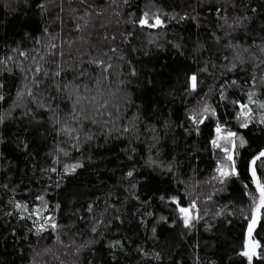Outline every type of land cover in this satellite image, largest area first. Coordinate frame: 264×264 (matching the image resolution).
<instances>
[{
    "label": "trees",
    "instance_id": "1",
    "mask_svg": "<svg viewBox=\"0 0 264 264\" xmlns=\"http://www.w3.org/2000/svg\"><path fill=\"white\" fill-rule=\"evenodd\" d=\"M261 105L264 0H0V264H249Z\"/></svg>",
    "mask_w": 264,
    "mask_h": 264
},
{
    "label": "snow or ice",
    "instance_id": "2",
    "mask_svg": "<svg viewBox=\"0 0 264 264\" xmlns=\"http://www.w3.org/2000/svg\"><path fill=\"white\" fill-rule=\"evenodd\" d=\"M139 23L142 26H149V27H157L158 25L162 24V21L159 19V17L155 18V22L152 24H149L148 21V16L147 13H145V16L143 19H141L139 21ZM100 66H103V62H100ZM110 65L105 67V71L107 70V68H109ZM36 71L38 72L39 69H36ZM57 75H59V73L57 72ZM192 80V87L193 89L196 86V77L193 76L191 78ZM251 100V97L249 98ZM77 105H79V111L81 113L84 114V119H90L93 118V114H95V117H100V118H104V117H108L111 118L113 116V113L111 111H109L110 108V101L106 100L103 98V93H101L100 95H92L90 98L89 97H84V96H78L77 99L75 100V102L73 103V112L75 114V112L77 111ZM246 107V106H245ZM262 108H264V105H261ZM205 111H208L207 108H205ZM241 115L243 116H247L250 115V112H242ZM95 122V120H94ZM202 122V121H201ZM243 126H247V124L245 123ZM221 131V129L219 128V126L217 127V132L219 133ZM236 134L235 133H229L228 137H225L224 139L226 141H228L231 137H234ZM214 145H216L217 147H220L219 144H217L216 141L213 142ZM243 144V141L241 140V145ZM233 147H235V145L233 144ZM225 151L226 155V159L232 161L233 160V156L232 154L229 152V150L227 148L223 149ZM261 158H264V151H262L255 160L252 161V164L255 165L256 164V160H259ZM74 170V169H73ZM221 176H227L229 174L235 175V163L233 161L232 163V170L231 173L221 170L220 172ZM129 175H131V173H129ZM252 176L253 179L256 183V188L257 191L259 192V201L256 205V209L255 212L253 213V216L251 218V222L249 224L248 227V235H249V242L245 245V251L241 252L240 255L247 257L249 264H251V261L253 259V257L258 256V252L257 249L260 247V245L256 242H253L251 240V236H252V232L256 226V224L258 223L259 219H260V214H261V210L264 209V184H261L260 181L258 179H256V168L253 167L252 168ZM19 207V205H18ZM180 211L182 213H184V223L185 226H189L190 221L192 219V217L189 214V210L186 208H181ZM51 219V218H49ZM52 228H56V224L52 223L51 224Z\"/></svg>",
    "mask_w": 264,
    "mask_h": 264
},
{
    "label": "rangeland",
    "instance_id": "3",
    "mask_svg": "<svg viewBox=\"0 0 264 264\" xmlns=\"http://www.w3.org/2000/svg\"><path fill=\"white\" fill-rule=\"evenodd\" d=\"M242 112H250V115L243 116V115H241ZM239 118L242 120V122H244L246 124L249 123V122H254L255 121V122H259V123H261V124L264 125V113L263 114H259V115H253V113L250 111V109L249 108H246V107L242 108V110L239 111ZM220 129H221V131L219 133H217L218 134L217 135V139L219 141L225 140L224 138L225 137H228L229 132L224 133L223 128L220 127ZM231 142H233L232 137H231ZM230 153L233 156V160L231 161V162H233L234 161V152L232 153V150H231ZM221 170L227 171L229 173L231 171V169L227 165H222L221 166V169H220V172H221ZM258 201H259V199L256 201V205H257ZM256 205H255L254 210L256 209ZM186 209L189 210V214L192 217L191 221H193V218L195 217L196 212L195 211L193 212L192 209L189 208V207H187ZM182 215L184 216V213H182Z\"/></svg>",
    "mask_w": 264,
    "mask_h": 264
},
{
    "label": "water",
    "instance_id": "4",
    "mask_svg": "<svg viewBox=\"0 0 264 264\" xmlns=\"http://www.w3.org/2000/svg\"><path fill=\"white\" fill-rule=\"evenodd\" d=\"M264 151V150H263ZM234 151H232V153H233ZM261 153V152H260ZM259 153V154H260ZM258 154V155H259ZM257 155V156H258ZM256 156V157H257ZM256 157L254 158V160L256 159ZM259 160H264V158H261V159H259ZM257 162H258V160H256V164L255 165H253L252 163H251V173H252V168L253 167H255L256 168V165H257ZM236 172V171H235ZM256 179H257V172H256ZM258 223H259V221H258ZM258 223L256 224V226H255V228H254V230H253V232H252V236H251V240L254 242V236H255V233H256V231H257V227H258ZM249 242V235H248V230H247V233H246V243H245V245L247 244Z\"/></svg>",
    "mask_w": 264,
    "mask_h": 264
},
{
    "label": "flooded vegetation",
    "instance_id": "5",
    "mask_svg": "<svg viewBox=\"0 0 264 264\" xmlns=\"http://www.w3.org/2000/svg\"><path fill=\"white\" fill-rule=\"evenodd\" d=\"M233 151H234V147H233Z\"/></svg>",
    "mask_w": 264,
    "mask_h": 264
}]
</instances>
